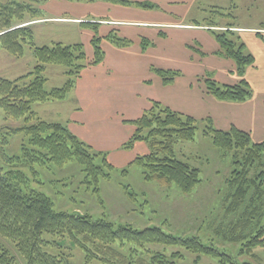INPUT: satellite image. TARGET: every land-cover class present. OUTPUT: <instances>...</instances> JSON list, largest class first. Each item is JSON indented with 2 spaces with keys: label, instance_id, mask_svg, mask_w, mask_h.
I'll return each instance as SVG.
<instances>
[{
  "label": "trees",
  "instance_id": "1",
  "mask_svg": "<svg viewBox=\"0 0 264 264\" xmlns=\"http://www.w3.org/2000/svg\"><path fill=\"white\" fill-rule=\"evenodd\" d=\"M43 1L45 0L37 2ZM106 1L154 8L149 3ZM41 3L35 7L33 0H0V49L20 58L24 55L25 45H29L36 60L33 71L28 74L14 80L0 78V108L4 111L5 118L24 120L18 127H1L6 132L0 141V235L14 243L24 256L26 264H63L62 256L51 253L48 247L58 244L55 238L65 236L85 253L87 259L105 264H178L177 260L182 259L179 252L167 257L163 253L151 251L149 246L180 247L196 254L218 257L222 263L241 264L234 262L227 253L211 244L203 243L193 236L172 233L163 226L140 228L57 209L52 197L40 190L39 187L45 185L42 171H51L53 167L63 168L66 164L75 162L83 168L86 178L84 182L91 184L93 191L100 196V180H108L114 169L107 159V152L92 151L91 146L79 139L67 126L42 120L32 109L34 103L65 99L75 86L81 71L87 66L100 63L104 56L96 24L90 25L93 32V56L89 61L80 42H54L50 46H36L33 31L27 21L44 18ZM211 32L220 47L219 54L234 62L235 72L240 80L236 84H221L205 77L203 81L207 92L221 101L247 100L252 95V89L244 75L246 69L254 64L253 55L233 32L213 29ZM111 40L117 45L129 43L118 37H112ZM144 44L149 42L143 40L142 45ZM48 64L65 67L67 81L61 87L45 89L44 72ZM153 71L165 84L171 83L179 74L177 71L160 68ZM203 121L207 122L205 134L212 138L213 143L224 152L233 149L241 151L244 164L248 167L264 157V141L253 142L248 132L235 126L219 130L211 125L212 121L208 117ZM124 122L131 124L134 130L122 146L131 148L137 141L147 145V153L136 156L132 161L141 167L145 182L155 181L162 186L175 187L182 194L191 193L201 184L199 168L178 159L175 153V144L179 141L194 139L198 123L195 117L174 111L155 101L142 115ZM18 134L23 135L24 141L20 152L9 154L5 149L9 141L7 137ZM234 163L236 166L240 164L238 160ZM233 175L235 192L232 207H237L244 200L249 184L255 185L257 190L260 187L254 180H246L245 172L238 168L234 169ZM124 191L130 199L135 198V193L127 185ZM258 216L257 227L251 234H244L252 223V216L248 213L238 220V227H232L230 232V236L237 237L234 238L235 241L240 240L245 251L264 247V214L258 213ZM126 245L129 246L128 255L121 251ZM0 264H18L1 242Z\"/></svg>",
  "mask_w": 264,
  "mask_h": 264
},
{
  "label": "rangeland",
  "instance_id": "2",
  "mask_svg": "<svg viewBox=\"0 0 264 264\" xmlns=\"http://www.w3.org/2000/svg\"><path fill=\"white\" fill-rule=\"evenodd\" d=\"M37 1L33 0L35 7L41 3ZM212 4L211 7L204 5L205 7L201 8L202 12L200 10L195 13L196 17H189L194 19L191 23L219 32H233L238 37L239 31L247 27L264 31V0H217ZM26 20H29L28 17ZM38 20L27 21L33 31V42L36 46H50L57 41L64 44L81 43L83 40L84 35L74 24L60 20L38 23ZM84 51L87 53V49L84 48ZM35 65L36 60L29 45H25L24 55L20 58L0 49V78L14 80L33 71ZM44 75L46 90L61 87L67 81L65 67L60 65H46ZM74 106L76 101L72 94H69L63 101L34 103L32 109L42 120L65 125ZM196 119L198 123L194 139L182 140L175 144L177 158L200 170L202 182L189 194H182L175 187L162 186L155 181L145 182L141 167L129 161L135 155L136 149L123 146H121L122 150H114V152L117 151L119 154L124 152L122 154L124 159L122 160V157H118V154L113 152L116 157H114V164L110 162L114 166L110 178L100 180V196L96 195L91 184L84 182L86 178L83 168L75 162L66 164L63 168L53 167L51 171H42L45 185L39 188L52 197L57 209L88 214L108 219L116 224H131L140 228L150 225L163 226L172 233L193 236L203 243L211 244L227 253L236 263L264 264V247L245 251L240 240L235 241L237 237L230 236L231 230L238 227V220L243 219L246 213L252 216V223L244 231L246 235L256 229L258 213L264 214V157L248 167L244 164L241 151L233 149L230 152H224L218 148L212 138L205 134L207 122L203 121L204 118ZM23 121L5 118L4 111L0 108V141L6 132L5 128L2 130V126L18 127L23 124ZM211 121V125L215 127L212 119ZM7 138L9 141L5 146L6 151L9 154L19 153L21 143L24 142L23 135L18 134ZM251 140L253 141L252 138ZM85 143L91 146L92 151L106 152V150L95 149L88 142ZM142 144L145 151L137 156L146 154L148 151L147 145L144 142ZM129 155L133 156L127 158ZM107 159L110 161L108 157ZM235 160H238L240 164L236 166ZM235 168L244 171L245 179L254 180L260 188L257 190L255 185L249 184L241 205L232 207ZM124 169L126 172H123ZM125 185L135 193V198L130 199L125 193ZM55 239L58 244L48 247V250L62 256L63 264H105L98 260L87 259L85 253L73 245L67 236ZM0 242L18 264H26L24 256L17 250L14 243L2 235H0ZM148 248L153 252L163 253L167 257L179 252L182 259L177 260L178 264H229L222 263L218 257L196 254L180 247L149 246ZM128 249L129 246L126 245L121 251L128 255Z\"/></svg>",
  "mask_w": 264,
  "mask_h": 264
},
{
  "label": "crops",
  "instance_id": "3",
  "mask_svg": "<svg viewBox=\"0 0 264 264\" xmlns=\"http://www.w3.org/2000/svg\"><path fill=\"white\" fill-rule=\"evenodd\" d=\"M128 1L154 8L106 0H45L40 4L44 18L38 23L74 24L84 35L81 43L88 60L93 56L90 25H97L101 37L103 60L85 67L67 94L76 101L65 122L68 129L95 149L106 150L111 163L114 153L123 160L124 152L117 151L134 129L124 121L139 117L156 101L195 118L209 117L216 128L235 126L248 132L253 141H264V31L248 27L239 31V39L254 57L244 75L251 97L242 102L221 101L207 92L203 79L236 84L240 77L234 62L219 54L211 28L192 24L194 19L189 18L217 0ZM112 37L129 43L117 45ZM143 40L149 44L143 46ZM156 68L179 74L165 84L153 71ZM133 147L136 152L127 156H133L129 161L145 151L142 142Z\"/></svg>",
  "mask_w": 264,
  "mask_h": 264
}]
</instances>
